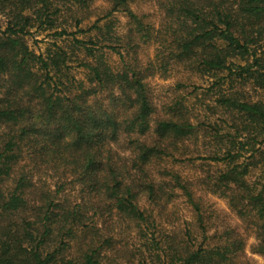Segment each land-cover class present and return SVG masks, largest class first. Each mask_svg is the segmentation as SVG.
<instances>
[{"label":"trees","instance_id":"1","mask_svg":"<svg viewBox=\"0 0 264 264\" xmlns=\"http://www.w3.org/2000/svg\"><path fill=\"white\" fill-rule=\"evenodd\" d=\"M142 1L0 0V264L264 255V0Z\"/></svg>","mask_w":264,"mask_h":264},{"label":"rangeland","instance_id":"2","mask_svg":"<svg viewBox=\"0 0 264 264\" xmlns=\"http://www.w3.org/2000/svg\"><path fill=\"white\" fill-rule=\"evenodd\" d=\"M143 0L138 6V4H134L133 7L139 8V9H149L150 8V3L144 2ZM99 4L107 5V0H98ZM120 19L122 24L125 23L126 18L125 16L120 13L119 14ZM4 18L0 16V22H3ZM51 32H38L36 30H33V34L28 35V43L30 47L35 50L37 53L38 52H44L46 51L47 47L49 44L52 42V36L50 34ZM175 78H165L161 76H156L153 77L149 80L150 87L152 89L153 95L161 101L165 95H166V90H168L169 86L172 85L173 80ZM201 84H204V80L199 81ZM252 95L254 100H264V89H252ZM259 170H253L251 179L253 178L254 175L258 174ZM213 202L215 203V206L219 209V211L224 214L228 215L230 224L234 225L237 229V231L243 235L246 241V246H245V254L247 258L252 261L253 264H264V255L260 253H255L254 252V247L257 244V239L255 237V234L251 228V230H247L246 224L241 221L239 218L235 216V214H232L230 212L228 203L226 199L217 197V196H212L211 197Z\"/></svg>","mask_w":264,"mask_h":264}]
</instances>
